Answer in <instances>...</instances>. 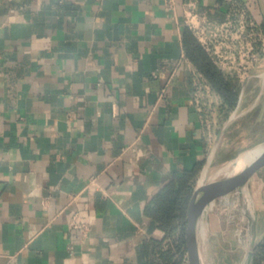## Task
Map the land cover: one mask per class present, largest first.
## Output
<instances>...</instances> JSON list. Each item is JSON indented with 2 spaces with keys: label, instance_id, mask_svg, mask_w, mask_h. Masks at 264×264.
Segmentation results:
<instances>
[{
  "label": "crops",
  "instance_id": "0c3cea01",
  "mask_svg": "<svg viewBox=\"0 0 264 264\" xmlns=\"http://www.w3.org/2000/svg\"><path fill=\"white\" fill-rule=\"evenodd\" d=\"M187 2L215 23L238 5L264 29V0H0V264H145L143 241L162 235L145 205L219 157L233 110L212 90L207 115L195 107Z\"/></svg>",
  "mask_w": 264,
  "mask_h": 264
},
{
  "label": "rangeland",
  "instance_id": "374dc122",
  "mask_svg": "<svg viewBox=\"0 0 264 264\" xmlns=\"http://www.w3.org/2000/svg\"><path fill=\"white\" fill-rule=\"evenodd\" d=\"M250 33L254 38V52L257 61L248 65V68H241L238 71L228 72L221 69L224 74L235 80L238 92L243 88L240 100L242 103H239L236 117L226 126L224 135L220 138L222 152L210 163V176L241 152L264 142V79H262L264 73V50L262 49L264 29L259 24H247L243 34L246 36ZM247 74H249L248 77H246ZM253 101L254 104L249 108L248 106ZM227 113L225 112L226 119L229 117ZM221 119L219 122H224V117ZM256 180L261 185L259 190L262 196L261 202H263L264 166L252 177V182L248 183V189L249 185H252ZM260 212L261 209H258L257 213ZM200 221L197 233L203 263L238 264L242 258L245 244L244 239L240 237V230L246 227V222L243 219L237 190L215 197L212 203L206 205Z\"/></svg>",
  "mask_w": 264,
  "mask_h": 264
},
{
  "label": "trees",
  "instance_id": "16d2710c",
  "mask_svg": "<svg viewBox=\"0 0 264 264\" xmlns=\"http://www.w3.org/2000/svg\"><path fill=\"white\" fill-rule=\"evenodd\" d=\"M182 43L186 56L220 97L223 108L233 109L239 95L235 80L223 73L187 26L182 30ZM200 167L201 163L173 172L145 205L144 212L162 231L160 238L143 241L145 264H182L186 253L183 237L186 205ZM252 264H264V234L256 243Z\"/></svg>",
  "mask_w": 264,
  "mask_h": 264
},
{
  "label": "built area",
  "instance_id": "2783aa9c",
  "mask_svg": "<svg viewBox=\"0 0 264 264\" xmlns=\"http://www.w3.org/2000/svg\"><path fill=\"white\" fill-rule=\"evenodd\" d=\"M234 8H236L235 12L238 13V17L233 18L229 15L219 23L213 22L206 12L195 10L194 2H187L184 9L185 26L208 51L215 64L228 72L248 68V65L257 61L254 52V38L251 33L246 36L243 34L247 24L255 25L256 23L249 20L243 7L239 8L236 5ZM262 49L264 50V42H262ZM248 76L249 74L246 75ZM192 86L191 94L195 107L201 115L206 116L211 103L209 99L211 89L199 72L194 74ZM69 224L79 231L81 239L85 238L88 224L82 219L78 210L71 213ZM183 260L187 262L186 255Z\"/></svg>",
  "mask_w": 264,
  "mask_h": 264
},
{
  "label": "water",
  "instance_id": "95a60500",
  "mask_svg": "<svg viewBox=\"0 0 264 264\" xmlns=\"http://www.w3.org/2000/svg\"><path fill=\"white\" fill-rule=\"evenodd\" d=\"M242 92L243 88L239 92L237 104L233 108L232 113L221 125L213 142L211 152L215 150V147L217 146V143L219 142V139L221 138L226 126L230 123V121H232L234 117H236L238 105L242 97ZM259 145H262L261 151L252 160H250L238 170L216 176H207L205 179L200 181L202 172L205 169L210 168L209 166L211 163L212 153L205 160L198 173L186 205L183 237L185 242V255L187 264H204L201 256L197 233L201 216L204 213L206 205L212 203L215 197L219 195H225L232 190H237L238 192L239 204L242 212L247 217L248 228L247 246L244 248L242 258L240 261H238V264H252L253 253L257 243L256 217L255 212L252 211L249 206L247 192L249 191L248 183L250 178L257 170L264 166V142ZM152 226H154L153 222L151 224V227Z\"/></svg>",
  "mask_w": 264,
  "mask_h": 264
},
{
  "label": "bare ground",
  "instance_id": "6f19581e",
  "mask_svg": "<svg viewBox=\"0 0 264 264\" xmlns=\"http://www.w3.org/2000/svg\"><path fill=\"white\" fill-rule=\"evenodd\" d=\"M262 76L264 77V74ZM261 149H262V145H258V146H255L253 148H250V149H247V150L241 152L232 161H230L227 164H224L223 166L218 168L213 174H211V176L230 173V172L238 170L239 168H241L242 166L247 164L250 160H252L261 151ZM209 173H210L209 168L205 169L202 172V175L200 177V181L205 179L207 176H210ZM247 200L249 202L250 208L252 209V211H254L255 205H254L253 195H251L249 191L247 192ZM243 219L246 222V227L242 228V230H240V233H241L240 237H241V239H244V242H245L244 248H246L247 237H248V228H247V217L244 213H243ZM200 223H201V221L199 222V224ZM238 235H239V233H238Z\"/></svg>",
  "mask_w": 264,
  "mask_h": 264
}]
</instances>
